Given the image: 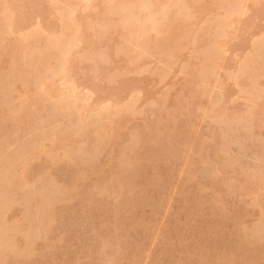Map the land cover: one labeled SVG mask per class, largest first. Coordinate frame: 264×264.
<instances>
[{
  "label": "rangeland",
  "instance_id": "374dc122",
  "mask_svg": "<svg viewBox=\"0 0 264 264\" xmlns=\"http://www.w3.org/2000/svg\"><path fill=\"white\" fill-rule=\"evenodd\" d=\"M35 1L0 14V181L19 183L0 188V264H264V0H163L154 48L126 21L92 40L123 0ZM73 29L126 70L115 98L76 66Z\"/></svg>",
  "mask_w": 264,
  "mask_h": 264
},
{
  "label": "bare ground",
  "instance_id": "6f19581e",
  "mask_svg": "<svg viewBox=\"0 0 264 264\" xmlns=\"http://www.w3.org/2000/svg\"><path fill=\"white\" fill-rule=\"evenodd\" d=\"M3 1H5V0H1L0 1V10L1 11H3V12H1L0 11V14H3V19H4V22H3V25L4 26H7V23L9 22V21H11V19L9 18V16L7 15V11L9 10V8L8 7H6L5 5L6 4H4L3 3ZM38 1V0H37ZM37 1H35V3L34 4H36L37 3ZM249 1H251V0H249ZM259 1V0H258ZM31 2V1H30ZM93 2H95V1H93ZM130 2L131 3H134L133 1H131L130 0ZM245 2V1H244ZM243 2V0H242V3H244ZM248 2V1H247ZM253 3H254V0L252 1ZM50 3V2H49ZM131 3H129V0H123L122 2H121V4L119 5V6H116L114 9L111 7V9H110V7L109 6H107L106 4H104L103 3V1H102V3H100L101 5H103L102 7H103V11H102V13H99L97 16H96V18H94L93 20H94V24L93 25H91L90 23H93V22H89V21H87L88 22V27H90L91 28V30L90 31H92L93 33H92V40H94V41H104V40H106V39H104L105 37H106V35L108 34V33H111V32H115V31H117L116 29H119L120 30V39L119 40H121V39H123V37H125L127 34L126 33H128V29H126V31H125V29L124 28H122V25L125 23V21L126 22H128L129 23V25H130V27H132L133 28V32H135V34H136V37H137V40H136V38L135 37H133V40H136V42H138V44L141 46V47H143L144 48V45H147V46H150V47H152V48H154V47H157L161 42H160V39L158 38V36H157V30H158V28H159V24L156 22V21H154L153 19H151V17H150V15H151V11L153 10V7L155 6V4H157V5H160V4H162L163 3V5H164V3L165 2H163V0H152V2H151V0L150 1H145V0H143L142 1V3L144 4V5H139V6H134L133 4H131ZM241 3V4H242ZM256 3V2H255ZM258 3V2H257ZM256 3V4H257ZM33 4V5H34ZM38 4L40 5V3L38 2ZM37 4V5H38ZM129 4V5H128ZM10 5V4H9ZM37 5H34V6H36L37 8H39ZM125 5H127V6H125ZM152 5H153V7H152ZM246 5V4H245ZM17 6V5H16ZM91 7H93L94 5H90ZM258 6V5H257ZM261 6V5H260ZM6 7V8H5ZM19 7V6H18ZM45 7V6H44ZM43 7V9H42V11H43V13L45 12V14L47 13V11L45 10V8ZM88 7V6H87ZM95 7V6H94ZM152 7V8H151ZM8 8V9H7ZM21 8V7H20ZM81 8V7H80ZM84 8V7H83ZM86 8V7H85ZM7 9V10H6ZM32 8L30 7V9L29 10H31ZM52 9H54V8H52ZM93 9H95V8H93ZM247 9V8H246ZM33 10V9H32ZM45 10V11H44ZM83 11H85L84 9H82ZM240 10H242V9H240L239 8V11ZM11 11V10H10ZM37 11H39L38 9H37ZM41 11V9H40V12H42ZM52 11V15H49L50 17H49V19L50 18H52V19H54V21H55V19H56V21L57 20H59L60 21V17H58L60 14H59V12H53V10H51ZM243 11V10H242ZM21 12V11H20ZM33 11H31V13H32ZM252 12V11H251ZM30 13V14H31ZM48 13H50V12H48ZM8 14H9V11H8ZM33 14V13H32ZM45 14H43V16H44V18H45ZM59 14V15H58ZM23 15V14H22ZM37 15V14H36ZM40 14H38L37 16H38V18L40 17L39 16ZM80 14H77L76 16H74L73 17V19H72V21H69V20H67V19H65V20H62V21H60V26L62 27V30H64V29H70V28H74L75 27V29H78L79 28V26H82L83 25V21H85V19H83L82 17H80L79 16ZM11 16V15H10ZM37 16H36V18H37ZM12 17V16H11ZM22 17H25V16H22ZM46 17H47V14H46ZM13 18V17H12ZM26 18V17H25ZM48 18V17H47ZM90 17H88V19H89ZM46 19V18H45ZM27 20V19H26ZM36 20V19H35ZM45 21V20H44ZM53 20H52V22H53V24L55 23ZM58 21V22H59ZM90 21H92V20H90ZM12 22V21H11ZM11 22H10V26H11ZM39 22V21H38ZM62 22V23H61ZM239 22V21H238ZM16 23V22H15ZM240 23V22H239ZM59 24H57V26L59 25ZM253 24V23H252ZM32 25H34V26H36V28L34 27H30V28H32V30H30L29 28H28V30H30V31H28L27 30V28H26V30L28 31H26V33H25V35H26V39H25V41L26 40H28L29 38H31L34 34H37L41 29H43L44 30V32L46 31V33H48L47 32V29H45V27L46 26H44L45 25V23H36L35 22V24L33 23ZM74 25V27H72ZM91 25V26H90ZM245 25V24H244ZM8 26H9V24H8ZM100 26H103L102 28H100ZM237 27H238V24H237ZM253 26H251L250 28H252ZM39 28H41V29H39ZM54 28V27H53ZM60 29V28H59ZM229 29V28H228ZM238 29V28H237ZM248 29V28H247ZM257 29V28H256ZM53 30V29H52ZM235 30V29H234ZM73 31H74V29H73ZM78 31V30H77ZM231 31V30H230ZM248 31H249V29H248ZM64 32H66V30L64 31ZM237 32V31H236ZM241 32H242V29H241ZM233 33V32H232ZM49 35H52L55 39H56V42H55V45L56 46H58L59 47V43L61 44V39H62V37H61V31H55V29H54V31H51L50 33H49ZM74 35L76 36L75 38H76V40L79 42V41H83V40H85V41H87L86 43H90L91 41H89L88 39H87V36H85V35H81L80 33H75V31H74ZM110 35H112V34H110ZM228 35V34H227ZM233 35H236L235 33L233 34ZM229 36V35H228ZM231 36V35H230ZM239 37V36H238ZM24 41V40H23ZM89 41V42H88ZM110 41V40H109ZM229 41V40H228ZM227 41V42H228ZM134 42V41H133ZM230 42V41H229ZM255 42V41H254ZM262 42V41H261ZM101 44L100 45H102V44H104V43H102V42H100ZM120 43V42H119ZM251 43V42H250ZM93 44V43H92ZM228 44V43H227ZM241 44V43H240ZM243 44V43H242ZM17 45H18V47H20L21 46V44H20V41L17 43ZM99 45V44H98ZM116 44L114 43V46H115ZM118 45V44H117ZM238 45V44H237ZM251 45V44H250ZM107 46V45H106ZM106 46H104V47H106ZM121 47L119 48V52L121 53H124V55H128V57H126L127 59L129 58L131 61L133 60V55H134V53H132L128 48H127V46L125 45V46H123V45H120ZM221 46V45H220ZM85 47V46H84ZM103 47V48H104ZM224 47V46H223ZM226 47V46H225ZM249 47V46H248ZM224 49V48H223ZM226 49V48H225ZM85 50V49H84ZM114 50H115V47H114ZM237 50V49H236ZM117 51V50H116ZM115 51V52H116ZM224 51V50H223ZM253 51V50H252ZM115 52H114V54H115ZM119 52H117V53H119ZM234 52V51H233ZM242 52V51H241ZM223 53V52H222ZM237 53V52H236ZM243 53V52H242ZM251 54V53H250ZM81 55V54H80ZM135 56V55H134ZM248 57V56H247ZM243 58V57H242ZM253 58V57H252ZM254 59V58H253ZM70 60V59H69ZM76 60H77V64H76V66L81 70V68L83 69V71L84 70H87L89 73H91V75L93 76V79H99L98 80V85H97V87H98V89L100 90V91H102V94H103V96L105 95V96H108L109 95V97L110 96H114L115 95V93L117 92V91H119V90H121L122 89V87H121V83H120V78H121V76L122 75H125V74H123L125 71H124V69L119 65V64H117V63H113L114 61L111 59V57L108 55V53L107 52H105V51H102V46H91V43H90V46H88L87 48H86V50H85V53L83 54V55H81V56H77L76 57ZM252 60V59H251ZM129 61H127V62H125V63H128ZM131 63V62H130ZM132 63H133V61H132ZM132 63H131V65H132ZM134 64L136 65V62H134ZM81 65V66H80ZM129 65V64H128ZM131 65H129V67L131 66ZM124 68L126 67V66H123ZM134 67H136V66H134ZM68 68V69H67ZM66 68V66H64V68H63V71H64V74H67V73H69L70 72V70H69V67H67ZM126 69H127V67H126ZM136 70H137V68H135ZM135 69H132V70H135ZM117 70V71H116ZM78 72V71H77ZM123 72V73H122ZM128 72H130L129 71V68H128ZM128 72H126V74L128 73ZM136 72V71H135ZM74 73V72H73ZM76 73V72H75ZM85 73V72H84ZM131 73V72H130ZM133 74V73H132ZM74 75V74H73ZM127 75H129V74H127ZM91 76V77H92ZM67 77V76H66ZM90 77V78H91ZM96 77V78H95ZM89 78V77H88ZM68 81H69V83L72 85V83L74 82V79H72V76L70 75V77H69V79H68ZM96 87V86H95ZM93 89V88H92ZM132 89V88H131ZM136 89V88H135ZM135 89H133V90H135ZM139 89V88H138ZM138 89H136V90H138ZM130 91V90H129ZM95 93V92H94ZM129 93V92H128ZM133 93V92H132ZM137 93V92H136ZM126 95V94H125ZM129 95H130V93H129ZM134 95V94H133ZM132 95V96H133ZM128 96V95H127ZM126 96V97H127ZM136 95H134V97H135ZM134 97H132L131 99H133ZM264 97V96H263ZM114 98H115V96H114ZM92 104H93V102H92ZM96 104V103H95ZM91 105V104H90ZM94 105V104H93ZM129 115H130V113H129ZM128 116H119L118 118H117V125H120V124H122L125 120L124 119H126ZM119 123V124H118ZM120 126H122V125H120ZM20 158V157H19ZM223 162V161H222ZM223 167L224 168H227L226 167V164L225 163H223ZM261 177H259V179L260 178H262L263 179V181H264V167H262V169H261ZM235 174V173H234ZM258 175V174H257ZM8 176V175H7ZM258 180V179H257ZM236 181V180H235ZM237 182V181H236ZM261 180H260V184H261ZM259 184V183H258ZM262 184H264V183H262ZM9 186V187H7V188H10L11 189V187L13 186L14 188L17 186V185H19V183H18V180L14 177V176H9V177H7V178H5V179H2V181H0V188H2V187H6V186ZM11 186V187H10ZM263 187V186H262ZM264 189V188H263ZM0 190H2V189H0ZM256 190V189H255ZM263 199H264V197H263ZM4 205V204H3ZM6 205V204H5ZM1 208V207H0ZM47 210V209H46ZM45 210V211H46ZM44 213V212H43ZM48 215H49V213H48ZM46 216H47V214L45 213L43 216H42V219H41V221L44 223V219H46ZM41 221H39V223L41 222ZM38 222V221H37ZM117 253V252H116ZM115 253V256L114 255H112V260L110 259L109 261H111V263L110 264H118V261H120L119 260V256L121 255L120 253V255L118 254H116ZM114 256V257H113ZM2 260V253H0V261Z\"/></svg>",
  "mask_w": 264,
  "mask_h": 264
}]
</instances>
